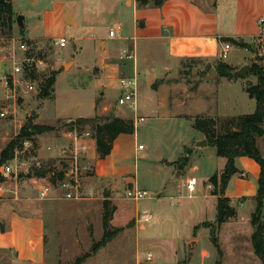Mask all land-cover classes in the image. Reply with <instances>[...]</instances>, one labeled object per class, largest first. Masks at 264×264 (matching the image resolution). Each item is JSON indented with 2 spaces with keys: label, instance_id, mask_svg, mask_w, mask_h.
<instances>
[{
  "label": "rangeland",
  "instance_id": "obj_1",
  "mask_svg": "<svg viewBox=\"0 0 264 264\" xmlns=\"http://www.w3.org/2000/svg\"><path fill=\"white\" fill-rule=\"evenodd\" d=\"M10 1L15 22L11 37L0 39V73L2 63L3 73H13L14 64L22 70L27 68L26 61L42 62L44 67L35 70V81L31 80L27 69H24L29 76L26 78L22 73H13L15 78L20 76L21 82L19 90H15L16 94L12 92L11 86L10 91H5L0 82V152L15 138L27 119L35 118L33 122L36 124L55 127L54 132L35 136L32 150L23 152L18 149L11 161L0 166L9 165L14 171L13 174L4 175L0 169V218L6 217V221L0 222L9 227L7 221L10 210H16L21 212L14 213L19 220L36 216L45 223L47 241L37 253L44 259L35 264H73L75 259L90 252L93 241H99L103 235L102 203L111 197L110 186H102L97 190L93 173L83 171L79 172L75 182L68 172L70 162L59 154L60 147L67 141L63 135L66 120L94 116L95 105L96 109H101L103 105L116 106L119 116L134 121L135 136L122 137L123 157L117 158L128 163L126 169L129 173L123 178L134 181L133 187L147 195L137 202L129 199L127 191L131 189L130 182H124L123 175L115 176L116 181L110 184H115L116 188L111 200H107L115 207L109 224L110 229L123 230L82 264H215L217 261L220 264H262L251 245L253 228L248 204L240 206L239 202H234L232 206L237 211L236 216L221 227L200 226L215 222L216 202L211 196L213 188L208 184V179L224 168L225 160L217 157L212 147L193 148L203 140V135L192 127L195 118H212L208 117L212 113L205 106L216 98L222 115L236 117L252 114L255 102L243 91L247 85L256 84V79L246 73L244 79H239V87H235L234 92H228L234 96V112H228L222 103L227 92L219 79L207 81L209 86L218 88V94L208 92L207 96L198 97L189 110L180 112L182 116L178 117L153 116L143 109L144 102L139 95L136 117L143 118V121H138L131 110L117 104L120 93L115 85L113 88H102L101 81L97 80L98 69L94 67L102 58L98 50L101 40L110 43L109 47L113 45L114 54L111 56L119 55L121 51L117 39L126 34L123 30L131 20L124 5L126 0ZM18 16L23 17V28L16 24ZM117 26L121 27V32L113 41H109V30ZM59 38L66 39L65 47L54 45V41ZM24 40H30L33 44L28 45ZM21 44L26 45L25 50L20 49ZM28 50H31L30 58L25 56ZM109 59L110 63L117 62L115 57ZM232 59L247 67L252 62L248 50L229 53L224 61L231 62ZM194 70L192 78L204 82L206 76L195 75ZM52 71L58 73L52 95L40 99L39 84ZM186 77L190 78V74ZM27 83L35 86V90L26 93ZM17 97L21 99L19 104ZM95 117L101 120L107 118ZM216 118L219 117L213 119ZM257 144L264 159V137L258 138ZM135 146H142L136 158ZM186 148L191 152L187 153ZM186 156L188 167L182 180L177 181L173 175L183 173L178 171V164L169 169L163 161L174 159L176 162ZM87 161L93 164L91 159ZM60 164H65V180L71 183V193L76 195L72 200L63 198L66 193L64 189L50 184L51 174L41 179L26 178L28 172L38 165L45 167L49 173L51 167L59 168ZM246 172L248 177L244 178H248L249 186L257 188L252 170ZM167 175L169 181L161 187V179ZM188 183L194 185L192 192L187 189ZM46 187L49 189L47 195L54 194L59 201L52 203L41 199L39 194ZM231 189L233 193V185ZM53 190L56 192L52 193ZM106 191L110 193L106 195ZM147 215H151L152 219L141 221ZM141 224L144 229L140 228ZM197 226L199 228L195 230ZM1 228L4 230L2 224ZM212 236L218 239L222 254L220 258L211 242ZM15 253L13 249L0 248V264H13L12 261H16Z\"/></svg>",
  "mask_w": 264,
  "mask_h": 264
},
{
  "label": "crops",
  "instance_id": "obj_2",
  "mask_svg": "<svg viewBox=\"0 0 264 264\" xmlns=\"http://www.w3.org/2000/svg\"><path fill=\"white\" fill-rule=\"evenodd\" d=\"M124 5L130 13L131 20L123 30L126 34L117 40L121 51L123 49L133 51L135 57L134 59H124L121 57V51L119 55L111 56L114 54L113 45L109 47L110 43L107 44L106 40H101L98 50L102 58L94 67L98 69L97 80L101 81L102 88H113L115 85L120 93L119 78L136 75L137 78H140L137 81L136 108L135 111L131 110L134 116L136 117L138 111L137 98L140 95L144 102L143 109H147L156 117L172 118V116H182L181 113L189 110L191 104L198 97L207 96L208 92L218 94V88L209 86L207 81L219 79V83L227 92L222 103H224V107L228 112L235 111L234 96L228 92H234L233 89L239 87V79L228 80L217 76L216 73L214 78L210 80L203 79L204 82H202L197 78H192V70L195 69L193 74H202V76H207L211 69L215 70L214 66L220 61L219 55L223 48L222 44L225 43L222 41L223 39H232L250 45L252 38L260 32L259 20L264 18V0H163L158 7L152 4L139 6L135 0H126ZM119 28L121 32V27ZM108 40L113 41L110 38ZM239 50L243 51L244 49L232 45L228 54ZM113 57L117 62L110 63L109 58L112 59ZM251 58H254L253 55H251ZM222 62L235 69L242 65L240 62L235 63L234 59L231 62ZM3 69L4 63L1 65L0 74L3 73ZM187 74H190V78L186 77ZM156 82L160 83L153 87ZM243 93L245 92L243 91ZM212 101L205 106V109L212 113L208 117H234L233 115L219 113L218 98ZM171 110L175 111L171 112ZM95 111L94 116L100 118L129 119L119 116L120 113H118L116 106L103 105L101 109H98V107L96 109L95 105ZM76 119L66 120L65 123ZM123 136L120 135L114 140L110 155L103 160H100L96 154L95 141L90 142L89 156L93 163L95 186L97 190L101 189L102 186H110L111 193L106 191L105 194L110 193L111 197H113L116 185H111L110 182L116 181L115 176L123 175V178L125 174L129 173V170L126 169L128 163L117 158L123 157L121 155L122 144L124 143ZM132 136H135V132ZM201 139H204V137ZM138 147L135 146L134 148L135 158L140 151ZM173 160L163 162L169 166V169H173V166L169 165L175 162ZM235 166L239 173L230 179L225 197L230 199L231 206L234 202H239L240 206L248 204L249 214L251 215L255 208L253 199L257 188L256 186L251 188L248 178L244 177H248L246 170H252L254 181L257 180L259 167L254 161L246 157L236 159ZM185 170L183 173L173 175L177 181L182 180ZM168 177L169 175L161 179V187L166 184V181H169ZM123 180L126 183L130 182L131 189L136 188L133 187L134 181L132 183L127 178H123ZM231 185L235 189L233 193L231 192L233 190ZM248 186L249 189H247ZM121 187L122 184L120 183L119 188L121 189ZM55 192V190L52 191V193ZM48 197L44 201L53 203L58 200L54 194ZM111 197H107V200H111ZM212 197L216 202V197ZM15 212L18 211L10 210L7 221L9 227L0 222L4 226V232L0 231V248L13 249L16 252V261H12L13 264H19V262L21 264H24L23 262L41 263L44 258L37 253L47 241L43 219L34 216L19 220L14 214ZM3 220L6 221V217L0 218V221ZM141 221H144V218ZM197 227L199 228V226ZM140 228L144 229V225L141 224ZM34 252H36L35 256L32 255Z\"/></svg>",
  "mask_w": 264,
  "mask_h": 264
},
{
  "label": "trees",
  "instance_id": "obj_3",
  "mask_svg": "<svg viewBox=\"0 0 264 264\" xmlns=\"http://www.w3.org/2000/svg\"><path fill=\"white\" fill-rule=\"evenodd\" d=\"M139 6L152 4L160 6L163 0H135ZM14 12L10 0H0V39L10 38L14 25ZM225 43L248 50L251 55L253 49L247 44L238 42L232 39H223ZM28 45H32L30 40H24ZM31 50L25 54L26 58L31 57ZM259 62V63H257ZM217 76L228 80L238 79L231 74L235 68L219 61L214 66ZM30 71L31 80L35 81L37 75L35 69L30 65L26 68ZM57 72H50L43 78L39 84L38 98L44 99L52 95L53 86L56 82ZM247 74L256 79V84L247 85L244 92L249 99L254 100L255 110L252 114L240 115L230 118H195L193 129L203 135L207 141V146L215 149V154L219 158L226 160L225 166L221 173L213 174L208 179V184L213 188L211 195L216 197V215L214 223H203L201 227H219L226 223L229 219L236 216L234 207L231 206L229 198L225 197L230 179L239 173L235 166V160L241 157H246L254 161L259 167V175L256 180L257 190L254 197L255 208L250 215V224L253 228L251 235V245L253 253L264 264V159L261 156L257 146V139L263 137L264 130V56H255L252 59L250 67L247 68ZM160 82H156L153 87H156ZM35 118L27 119L23 127L20 128L18 134L13 138L6 147L0 152V166L3 163L9 162L14 158V152L21 149V143L25 140H30L35 146V136L54 132L55 127L36 124ZM77 127L83 129L88 127L95 141V151L100 160L105 159L110 155L114 140L120 135H133L135 132V123L131 119H121L107 117L101 120L97 117L76 119L63 125L64 128ZM33 146V147H34ZM190 153L191 150H187ZM188 157H182L178 161L170 163V166L178 164V171L183 172L188 167ZM60 164L59 168L51 167L50 172L45 167L39 166L32 168L26 178H46L47 174H51L49 182L53 186H58L60 182L65 180L64 166ZM102 230L103 235L97 242L93 241L90 252L84 256L75 259L73 264H82L87 258L95 255L101 248L110 243L123 229H110V221L115 207L111 206L109 201L105 200L102 203ZM198 227L195 228L197 230ZM4 232L3 228L0 229ZM211 242L217 248L218 257L222 256L216 237H212ZM215 264H220L217 261Z\"/></svg>",
  "mask_w": 264,
  "mask_h": 264
},
{
  "label": "built area",
  "instance_id": "obj_4",
  "mask_svg": "<svg viewBox=\"0 0 264 264\" xmlns=\"http://www.w3.org/2000/svg\"><path fill=\"white\" fill-rule=\"evenodd\" d=\"M259 25H260V32L257 34L255 37L252 38L250 47L253 49L254 52H252L253 57L258 56V57H263L264 56V18H261L259 20ZM120 28L116 27V29H110L108 32V38L114 39L116 35L119 33ZM54 45L63 48L66 46V39L65 38H59L58 40L54 41ZM25 44L20 45V49L25 50ZM222 51L219 55V60L222 62L227 58L228 52L231 50L232 45L230 43H223L222 44ZM246 50V49H244ZM247 51V50H246ZM121 57L124 59H134L135 54L133 51H130L128 49H123L121 51ZM27 64L26 66L29 67L30 65L33 67V69H38L44 67V64L42 62H31V61H26ZM26 69V68H24ZM22 70L21 67L17 66L14 64L12 70L14 74H23V77H29L28 73H26ZM30 72L29 70H27ZM13 73H4L2 78H0V82L3 86V89L5 91H10V86L12 92H15V90H19V84L20 82V76L19 78H15ZM137 81L138 78L136 75L133 76H123L119 78L118 84H119V90H120V95L117 100V104L119 106L127 107L129 110L135 111L136 108V96H137ZM35 90V86L32 84L27 83V91L26 93L32 92ZM19 97H17L18 99ZM138 121H143V118H138ZM63 135L65 137L66 144L60 147V157L62 159L68 160L69 163V170L68 172L70 173L71 176L75 179V182L77 181V177L79 172L83 171L85 173H93V167L92 164H90L87 159L90 160V142L94 141L93 135L90 132L89 129L83 128L79 129L75 126L73 127H68L64 128ZM33 142L30 140H25L21 143V150L23 152L32 150L33 147ZM139 149H142V146L138 147ZM85 163V165H82V163ZM65 166V165H64ZM2 174L4 175H9L13 174V168L10 167L9 165H5L0 168ZM65 169V168H64ZM66 174V173H65ZM60 188L64 189L66 191L64 195V199L66 200H72L76 198V195H73L71 193V183L64 180L63 182H60L58 185ZM71 186V187H70ZM78 188V187H76ZM187 189L192 192L194 189L193 184H188ZM77 190V189H75ZM49 191L48 187L44 188L39 196L41 197L42 200L48 199L47 192ZM147 195L146 192L144 191H139L136 188L130 189L127 191V197L133 201H140L145 198ZM152 219L151 215H147L144 217V221L148 222ZM150 259V255L147 256V260Z\"/></svg>",
  "mask_w": 264,
  "mask_h": 264
},
{
  "label": "water",
  "instance_id": "obj_5",
  "mask_svg": "<svg viewBox=\"0 0 264 264\" xmlns=\"http://www.w3.org/2000/svg\"><path fill=\"white\" fill-rule=\"evenodd\" d=\"M2 1V0H1ZM22 20H23V17L22 16H18L17 18H16V24L18 25V26H20V28H23V25H22ZM247 65H243V66H241V67H239V68H237V69H235V70H233L232 72H231V74L233 75V76H235L236 78H238V79H244L245 77H246V73H247ZM216 76V72H215V70L214 69H211L210 70V73L205 77V79L206 80H210V79H212V78H214ZM21 102V99L19 98V100H18V104ZM263 137H264V135H263ZM207 146V141H206V139H203V140H201L200 142H198V143H196L195 145H194V147L193 148H195V149H202V148H204V147H206ZM213 237V236H212Z\"/></svg>",
  "mask_w": 264,
  "mask_h": 264
}]
</instances>
